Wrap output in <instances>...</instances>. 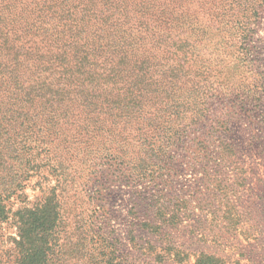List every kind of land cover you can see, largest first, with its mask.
I'll list each match as a JSON object with an SVG mask.
<instances>
[{
	"label": "trees",
	"instance_id": "trees-1",
	"mask_svg": "<svg viewBox=\"0 0 264 264\" xmlns=\"http://www.w3.org/2000/svg\"><path fill=\"white\" fill-rule=\"evenodd\" d=\"M263 6L0 0V212L33 181L47 193L32 209L24 201L22 264H51L47 238L65 204L72 213L88 188L104 187V201L125 176H155L161 157L208 121L212 98L256 89L232 72L249 66Z\"/></svg>",
	"mask_w": 264,
	"mask_h": 264
},
{
	"label": "rangeland",
	"instance_id": "rangeland-1",
	"mask_svg": "<svg viewBox=\"0 0 264 264\" xmlns=\"http://www.w3.org/2000/svg\"><path fill=\"white\" fill-rule=\"evenodd\" d=\"M253 22L249 66L232 78L256 79V89L212 98L208 121L161 157L155 176H125L104 201V187L88 188L72 213L65 204L47 238L51 264H264V6ZM46 195L33 181L0 212V264H22L24 201Z\"/></svg>",
	"mask_w": 264,
	"mask_h": 264
}]
</instances>
